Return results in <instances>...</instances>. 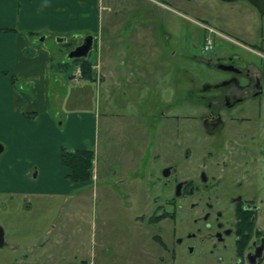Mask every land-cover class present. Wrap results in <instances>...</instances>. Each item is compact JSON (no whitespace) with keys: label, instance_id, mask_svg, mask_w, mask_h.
<instances>
[{"label":"crops","instance_id":"0c3cea01","mask_svg":"<svg viewBox=\"0 0 264 264\" xmlns=\"http://www.w3.org/2000/svg\"><path fill=\"white\" fill-rule=\"evenodd\" d=\"M147 1L157 5L158 12L168 9L166 2ZM102 15L91 0H0V145L7 151L4 164L0 165V183L7 182V185L0 187V195L11 198L21 195L25 208L35 209L30 230L25 231L21 225V264H64L65 256L71 264H87L82 252L77 255L79 251H73L70 229L72 219L80 216L78 210L83 205V200L75 196L90 186L94 189L96 177L92 169L88 180L71 179L73 172L63 164V154L64 151H90L95 160V152L87 144L89 141L96 145L98 123L96 115L86 110L89 88L96 85L106 92L111 88L144 89L151 87L150 77L162 75L167 80L170 78L169 90L173 94L179 93L181 85L184 98L188 88L183 76L186 67L176 71L169 68L170 59L177 57V51L169 50L168 45L179 48L180 41L184 47L193 45L181 37L179 29L172 28L177 25L176 21L169 23L149 17L111 20L107 24ZM209 27L211 36L203 44L212 40L214 49L212 37L218 30ZM43 33L45 40H42ZM194 34L188 32L187 36L197 42ZM89 36L95 37L92 51L87 58H76L90 63L83 70L80 62L68 55ZM215 36L225 37L235 45L221 51L243 56L239 64L243 69L264 72L262 54L253 49L254 44L264 49V35L252 43L220 34ZM206 52L212 50L207 51L203 46L204 56ZM180 57L182 61L186 59ZM183 98L176 100L177 105L179 102L183 105ZM144 131L151 136V123ZM147 151L146 155L140 154L144 159L148 157ZM131 171L118 170L121 175ZM139 172L146 173V168L134 171L133 175L137 174L138 178ZM145 178L149 180L144 176L138 193L142 204L150 195ZM126 184L121 179L120 188L116 187L132 194L134 190L127 189ZM135 217L130 216L129 222ZM59 222L61 226L56 230ZM55 231L56 236L50 242L49 236ZM30 239L34 242L25 246ZM55 247L61 252L56 254Z\"/></svg>","mask_w":264,"mask_h":264},{"label":"flooded vegetation","instance_id":"af4514ba","mask_svg":"<svg viewBox=\"0 0 264 264\" xmlns=\"http://www.w3.org/2000/svg\"><path fill=\"white\" fill-rule=\"evenodd\" d=\"M194 22L196 46L211 34ZM212 52L200 61L180 51L199 65L183 71L188 105L151 122L149 199L130 221L135 234L120 235L115 264H264V72L243 69L237 53Z\"/></svg>","mask_w":264,"mask_h":264},{"label":"rangeland","instance_id":"374dc122","mask_svg":"<svg viewBox=\"0 0 264 264\" xmlns=\"http://www.w3.org/2000/svg\"><path fill=\"white\" fill-rule=\"evenodd\" d=\"M92 1L103 14L102 18L107 24L111 20L114 22L123 19L144 20L149 17L153 20L163 19L162 21L169 23L176 21L177 25L172 28L179 29L181 37H184L187 43L192 41L191 44L194 40L187 34L191 32L193 35L199 30L195 20L206 21L223 36H229L227 37L229 39L252 43L254 39L258 42L264 35V17L244 1L154 0L159 4L166 2L168 5V9L159 12L157 5L147 0ZM173 8L176 11L172 10ZM141 9L145 12H141ZM172 11L180 15L176 16ZM165 29L171 32L168 27ZM41 36L45 37V34ZM212 39L215 49L235 46L222 36L213 35ZM48 45H51V42H48ZM203 46L204 44L201 43L186 48L189 53H196L195 55L199 58L204 56ZM181 47H184L183 41H180L179 48L168 45L169 50L177 51V57L170 59L169 68L173 67L176 71L181 67H198L199 65L194 64L191 58L182 61L179 54ZM212 53L206 52L205 54L211 55ZM150 81L153 82L149 84L151 87L144 89L113 90L111 88L106 92L104 88L101 89L95 85L88 90L86 110L93 112L98 119L96 145L87 141L89 150L95 152L93 169L96 178L94 189L90 186L86 191L75 196L83 200V205L78 210L80 220H78L79 217L73 218L70 229L73 251H79L77 255L82 252V257L87 258L85 259L87 264H115L122 251L121 249L118 253L117 248V241L119 242L122 237L120 235H123L125 230L132 235L136 232L133 229L136 226L130 225L129 217L138 215L144 210L143 200L139 199L138 193L146 173L139 172L138 178L137 174L133 175L136 170L143 171L148 160L140 155L141 153L146 155V150L150 148L149 133L147 135L144 130L152 120L164 113L172 116L175 113L182 115L185 112L179 109L181 102L178 105V102L176 103V100L183 98L184 87L179 85V93L173 94L169 90L171 87L169 84L172 83L170 78L167 80L166 76L162 75L156 78L150 77ZM187 105L188 103H185L182 107L185 109ZM120 168L124 171L130 169L133 172L121 175V172H118ZM1 171L0 168V175ZM121 179L127 182L125 185L127 189L134 190L132 194L118 189L121 186L118 185ZM145 182L148 184L149 180L145 178ZM6 183H0V187H5ZM116 185L119 187L117 188ZM25 207L22 197L11 198L0 195V226L5 231L7 243V246L0 249V264H21V244L23 245L21 225L25 231L30 230L35 210L34 207L32 209ZM41 219L45 218L42 216ZM60 226L61 222L56 225L55 229L58 230ZM56 232L49 236L50 242L55 238ZM33 242L34 239H30L25 246ZM58 249L59 247H55L56 254L61 252V249L59 252ZM73 255L75 256V253ZM59 256L61 258V253Z\"/></svg>","mask_w":264,"mask_h":264},{"label":"trees","instance_id":"16d2710c","mask_svg":"<svg viewBox=\"0 0 264 264\" xmlns=\"http://www.w3.org/2000/svg\"><path fill=\"white\" fill-rule=\"evenodd\" d=\"M84 70L90 67L87 60L75 59ZM94 156L90 151H64L63 164L72 169L70 176L73 180H88L91 178Z\"/></svg>","mask_w":264,"mask_h":264},{"label":"water","instance_id":"95a60500","mask_svg":"<svg viewBox=\"0 0 264 264\" xmlns=\"http://www.w3.org/2000/svg\"><path fill=\"white\" fill-rule=\"evenodd\" d=\"M226 2H233L237 0H223ZM258 11L260 14L264 15V0H248ZM94 39L95 37L89 36L86 38L84 43L75 48L69 54L70 58H87L89 53L92 51L94 46ZM3 151V146L0 145V153ZM4 246V232L3 229L0 227V248Z\"/></svg>","mask_w":264,"mask_h":264},{"label":"built area","instance_id":"2783aa9c","mask_svg":"<svg viewBox=\"0 0 264 264\" xmlns=\"http://www.w3.org/2000/svg\"><path fill=\"white\" fill-rule=\"evenodd\" d=\"M213 49V42L212 40H207L205 43V50L210 51Z\"/></svg>","mask_w":264,"mask_h":264}]
</instances>
